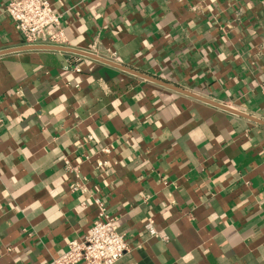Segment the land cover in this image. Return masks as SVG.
I'll list each match as a JSON object with an SVG mask.
<instances>
[{
	"label": "crops",
	"instance_id": "crops-1",
	"mask_svg": "<svg viewBox=\"0 0 264 264\" xmlns=\"http://www.w3.org/2000/svg\"><path fill=\"white\" fill-rule=\"evenodd\" d=\"M13 1L0 0V264L62 255L98 218L94 197L128 244L117 264H264V126L83 56L16 51ZM48 1L69 49L264 121V0Z\"/></svg>",
	"mask_w": 264,
	"mask_h": 264
},
{
	"label": "built area",
	"instance_id": "built-area-1",
	"mask_svg": "<svg viewBox=\"0 0 264 264\" xmlns=\"http://www.w3.org/2000/svg\"><path fill=\"white\" fill-rule=\"evenodd\" d=\"M6 13L27 46L68 48L62 15L54 11L48 0H15L7 5ZM75 69L80 71L79 67ZM260 91L264 99V82ZM65 165L69 171L78 173V168L70 167L68 161H65ZM79 188V185L72 186L73 191H78ZM94 204L98 209V218L88 236L83 240L71 241L67 250L49 264H117L129 251L125 236L118 231V220L109 214L105 202L99 197H94ZM144 227L151 236H158L152 219H148Z\"/></svg>",
	"mask_w": 264,
	"mask_h": 264
},
{
	"label": "water",
	"instance_id": "water-1",
	"mask_svg": "<svg viewBox=\"0 0 264 264\" xmlns=\"http://www.w3.org/2000/svg\"><path fill=\"white\" fill-rule=\"evenodd\" d=\"M16 51H51V52H57V53H61V54L62 53H69V54H75V55H78V56H83L85 58L97 61L99 63L105 64L107 66H110L112 68L120 70L122 72L128 73V74L133 75L135 77H138V78H140L142 80H145L147 82H151V83L156 84V85H158L160 87H163V88L172 90L174 92H177L179 94H183L185 96H188V97L194 98L196 100L202 101V102H204L206 104H209L211 106H214V107L222 109V110H225L227 112H230L232 114H235V115L240 116L242 118H245V119H247L249 121H252V122H255L257 124H260V125L264 126V121H262V120H259L257 118H254V117L246 115V114H243L241 112H238L235 109H232V108L227 107L225 105L219 104V103L214 102L212 100L203 98V97H201V96H199L197 94H194V93H192L190 91L183 90V89H181V88H179L177 86H174V85H172L170 83H167V82H165L163 80H160L158 78H155L153 76H148V75L139 73V72H137V71H135L133 69H130V68L124 66V65L118 64L116 62L107 60L105 58H102V57H99V56H96V55H93V54H90V53H87V52H81V51H77V50H73V49H69V48L47 46V45H30V46H25L23 48H19Z\"/></svg>",
	"mask_w": 264,
	"mask_h": 264
}]
</instances>
